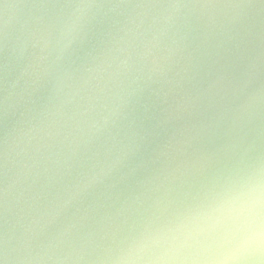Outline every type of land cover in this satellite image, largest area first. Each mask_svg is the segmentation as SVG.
Listing matches in <instances>:
<instances>
[{"label":"water","instance_id":"95a60500","mask_svg":"<svg viewBox=\"0 0 264 264\" xmlns=\"http://www.w3.org/2000/svg\"><path fill=\"white\" fill-rule=\"evenodd\" d=\"M63 23L75 40L41 61ZM261 165L264 0H0V264H102Z\"/></svg>","mask_w":264,"mask_h":264},{"label":"clouds","instance_id":"9594fccd","mask_svg":"<svg viewBox=\"0 0 264 264\" xmlns=\"http://www.w3.org/2000/svg\"><path fill=\"white\" fill-rule=\"evenodd\" d=\"M75 31L74 23H63L54 42L42 36L39 59L67 52ZM119 111V103L108 115L86 109L87 119L77 122L79 142L103 135ZM102 264H264V165L234 172L219 190L164 219H146L105 250Z\"/></svg>","mask_w":264,"mask_h":264}]
</instances>
